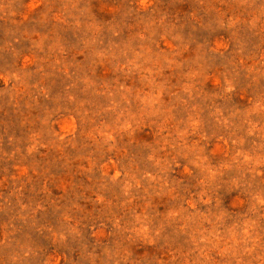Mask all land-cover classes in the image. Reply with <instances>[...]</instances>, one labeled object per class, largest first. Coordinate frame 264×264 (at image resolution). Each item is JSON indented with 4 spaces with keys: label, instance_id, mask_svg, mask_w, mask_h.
Wrapping results in <instances>:
<instances>
[{
    "label": "rangeland",
    "instance_id": "374dc122",
    "mask_svg": "<svg viewBox=\"0 0 264 264\" xmlns=\"http://www.w3.org/2000/svg\"><path fill=\"white\" fill-rule=\"evenodd\" d=\"M0 264H264V0H0Z\"/></svg>",
    "mask_w": 264,
    "mask_h": 264
}]
</instances>
